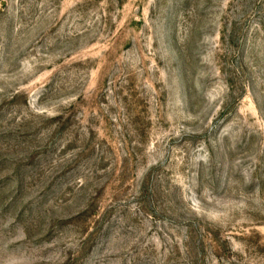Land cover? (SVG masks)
<instances>
[{
  "label": "rangeland",
  "instance_id": "374dc122",
  "mask_svg": "<svg viewBox=\"0 0 264 264\" xmlns=\"http://www.w3.org/2000/svg\"><path fill=\"white\" fill-rule=\"evenodd\" d=\"M0 264H264V0H0Z\"/></svg>",
  "mask_w": 264,
  "mask_h": 264
}]
</instances>
